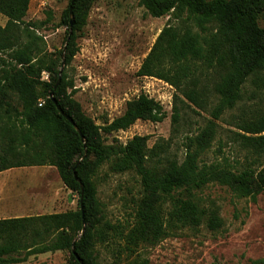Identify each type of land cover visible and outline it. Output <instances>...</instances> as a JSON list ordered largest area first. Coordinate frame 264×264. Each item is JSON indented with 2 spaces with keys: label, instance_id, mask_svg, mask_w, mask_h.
Instances as JSON below:
<instances>
[{
  "label": "trees",
  "instance_id": "1",
  "mask_svg": "<svg viewBox=\"0 0 264 264\" xmlns=\"http://www.w3.org/2000/svg\"><path fill=\"white\" fill-rule=\"evenodd\" d=\"M96 1L75 0L74 26L67 42L70 0L61 19L67 28L65 45L55 55L41 49L37 24L24 20L31 0H0V17L6 18V24L0 25V54L8 58L2 59L0 69V173L52 166L65 188L79 196L77 210L0 219V264L26 263L31 257L65 250L68 264H100L96 247L109 242L116 246L109 264H149L138 254L139 248L155 246L186 228L205 226L215 233L223 227L219 208L201 205L195 195L209 184L226 186L240 198L255 200L264 193V166L258 171H233L221 164H201L212 127L193 141L195 150L188 151L182 162L162 160L155 152L158 145L150 149L146 136L136 135L116 146L107 145L104 136L128 130L138 121L162 122L166 113L159 101L141 94L126 103L121 116L100 126L74 99V82L65 70L55 88L64 48L70 65L79 50L78 35ZM139 4L153 18L170 16L180 24L163 28L138 77L168 83L200 109L210 95L218 98L215 118L235 107L246 83L264 96V28L259 25L264 0H139ZM42 73L49 75L48 81L41 80ZM12 97L20 100L21 110ZM61 111L78 127L86 148ZM237 129L235 142L261 156L264 115L238 123ZM108 163L113 173L133 172L140 178L142 196L127 233L103 222L94 177ZM110 232L120 238L109 239Z\"/></svg>",
  "mask_w": 264,
  "mask_h": 264
},
{
  "label": "rangeland",
  "instance_id": "2",
  "mask_svg": "<svg viewBox=\"0 0 264 264\" xmlns=\"http://www.w3.org/2000/svg\"><path fill=\"white\" fill-rule=\"evenodd\" d=\"M69 3L70 0H31L24 20L37 24L35 32L42 38L39 42L41 49L55 55L63 50L67 28L61 25V19ZM49 15L51 18L47 22ZM5 24L6 18L1 16L0 25ZM168 24L177 27L180 22L170 16L151 17L139 0H97L92 5L86 26L78 35V53L64 68L74 82V99L81 104L84 114L100 126L121 116L126 103L141 94L163 105L166 117L162 122L138 121L128 130L106 134L107 145H125L136 135L146 136L150 149L158 145L155 152L162 160L177 158L182 162L188 151L195 150L197 144L193 141L212 127L213 135L200 156L201 164H221L233 171L260 170L264 166V153L258 156L242 148L235 142L234 135L239 131L238 123L264 115V96L250 83L244 85L242 98L235 107L215 118L218 98L210 95L205 108L200 109L168 83L137 76L157 36ZM259 25L264 28V13L259 18ZM193 31L198 30L193 28ZM2 59L8 61L7 55L0 54V69L3 68ZM41 80L48 81L49 75L42 73ZM11 102L21 110L17 97H12ZM21 173L25 174L0 180H16L6 191L8 195H23L18 202L28 203L26 197L30 192H39L41 198L44 191L49 195L51 187L50 191L56 192L57 198L50 202L52 209L41 214L78 209V194L66 188L71 205L54 206L60 200L58 191L64 186L55 167H36ZM44 181L51 186H43ZM94 181L103 208V222L127 233L134 224L137 204L142 196L140 178L133 172L113 173L108 163L98 169ZM195 195L201 205L215 204L219 208L223 227L215 233L205 226L186 228L155 246L139 248L138 254L148 259L149 264H264V193L255 200L240 198L226 186L209 184ZM12 202L18 203L11 201L9 204ZM113 236L120 238L119 234L110 232L109 239ZM119 243L124 242L120 240ZM113 245L110 242L97 245L100 264L113 261V250L116 249ZM68 260L69 252L65 250L31 257L21 264H68Z\"/></svg>",
  "mask_w": 264,
  "mask_h": 264
},
{
  "label": "crops",
  "instance_id": "3",
  "mask_svg": "<svg viewBox=\"0 0 264 264\" xmlns=\"http://www.w3.org/2000/svg\"><path fill=\"white\" fill-rule=\"evenodd\" d=\"M31 168H36V167L15 168V169H10V170L1 172L0 173V180L4 179L7 176H13V175L14 176H22L25 174V173H21L23 170H27V169H31ZM15 182H16V180L11 181V182H9V181L0 182V210L1 209L3 210L0 212L1 213L0 219H2L1 217H3V219H5V218H19V217H26V216H36V215H31L28 212L37 213V215H43L41 213L48 211L49 209H52L50 202H53L54 198H57V196H55V194H57V193L51 192L50 191V190H52L51 187L48 190L50 196L48 194H46V191L42 192V196L44 198L40 197L39 192H30V194L26 197L28 203L23 204L21 202H18V201L22 200L23 195H21V194L8 195L7 194L8 192L6 190H9L10 187ZM43 186L48 188L51 185H50V183H46V181H44ZM4 188H5V190H4ZM58 194L60 195L59 196L60 200H58L56 204L54 203V206H56V207H67V206L71 205V202L69 201L70 193H69V191H67L65 189L64 186L60 187ZM46 195H47V197H46ZM2 197H4V198H2ZM39 199H42V201L45 200V202L41 203L42 201H40ZM46 200H49V202H46ZM11 201H17L18 203L15 204L12 202V205H10L9 202H11ZM5 213H7V215H5ZM10 213H13V214H10ZM15 213H26V214H15ZM57 213H61V212H57ZM50 214H54V213H50Z\"/></svg>",
  "mask_w": 264,
  "mask_h": 264
},
{
  "label": "water",
  "instance_id": "4",
  "mask_svg": "<svg viewBox=\"0 0 264 264\" xmlns=\"http://www.w3.org/2000/svg\"><path fill=\"white\" fill-rule=\"evenodd\" d=\"M74 2H75V0H72V2H71V6H70V9H69V11H70V12H69V13H70V33L68 34L69 38H68V41H67V42H69V40H70V35L72 34V28H73V26H74V15H73V4H74ZM65 49H66V46H65V48H64V52H63V54H62V66H61V69H60V71H59V79H58V81H57V83H56L55 88H57V87L59 86V84L61 83V80H62V74H63V72H64V68H65V65H66L65 58H64ZM51 97H53V95H51ZM60 114H62L63 117H65V118H66V119H67V120L73 125V127L75 128V130L81 135L80 130H79L78 127L74 124V122H73L71 119L67 118V116H66L65 114H63L62 111H61ZM81 139H82V141H83V143H84V147L86 148L85 139H84V137H83L82 135H81ZM85 155H86V153H85ZM82 234H83V231H82ZM73 252H74V248H73Z\"/></svg>",
  "mask_w": 264,
  "mask_h": 264
}]
</instances>
